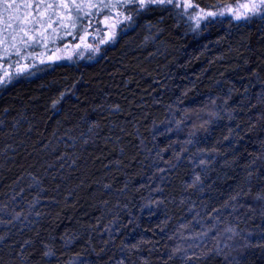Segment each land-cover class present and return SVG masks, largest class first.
Instances as JSON below:
<instances>
[{"label":"trees","instance_id":"trees-1","mask_svg":"<svg viewBox=\"0 0 264 264\" xmlns=\"http://www.w3.org/2000/svg\"><path fill=\"white\" fill-rule=\"evenodd\" d=\"M88 2L0 61L128 18L94 58L0 86V264H264V16L195 29L172 6Z\"/></svg>","mask_w":264,"mask_h":264},{"label":"snow or ice","instance_id":"snow-or-ice-1","mask_svg":"<svg viewBox=\"0 0 264 264\" xmlns=\"http://www.w3.org/2000/svg\"><path fill=\"white\" fill-rule=\"evenodd\" d=\"M136 0H117L119 7L123 8L125 5L132 4ZM141 7L146 3H159V4H174V0H138ZM250 11L253 15L264 16V0H250ZM91 0L88 2V7H94ZM101 7L108 8L113 7L111 0L109 3H101ZM174 6L181 7L179 3H175ZM190 6V5H189ZM75 7L78 12L83 11L84 0H0V61H6V56L15 51L16 55H20V48L17 47L15 41L20 32H24L25 35L38 31V29L43 28L45 24L44 15L48 14V27L51 28L52 24V14H55L57 8H70ZM43 9V11H41ZM87 15V13L85 14ZM208 16H214L215 13L208 12ZM108 17H106L107 19ZM239 18V17H237ZM82 17L76 16L73 20V27L77 20H81ZM62 23V21H61ZM64 27H67L65 24ZM55 30V29H53ZM34 39V37H31ZM83 39V37H81ZM111 39V37H110ZM20 41L27 45V41L23 37H20ZM104 41L102 40L101 43ZM7 45V47H5ZM5 75H0V85H4L10 81L5 79ZM260 197H258L259 199ZM230 231V230H229ZM47 255V253H46Z\"/></svg>","mask_w":264,"mask_h":264},{"label":"rangeland","instance_id":"rangeland-1","mask_svg":"<svg viewBox=\"0 0 264 264\" xmlns=\"http://www.w3.org/2000/svg\"><path fill=\"white\" fill-rule=\"evenodd\" d=\"M175 3H179L181 7L174 6ZM174 4H159V3H146V5H166L172 6L176 10H178L183 16H185L193 25L195 29L199 28L201 24L209 20H215L220 18H230L233 21L239 22L244 21L251 18H257L261 15H253L249 10L250 0H240L239 2L226 6L218 11H214V16H208L206 13L209 11H202L196 8L190 0H174ZM190 5V6H189ZM141 6V5H140ZM239 17V18H237ZM128 18L123 13H113L111 18L104 20L102 22L103 36L101 40H96L94 38H85L82 42L73 46H65L60 50L56 51L53 55L42 57L36 61L34 66H22L18 67L12 71H4L2 75H5V79L8 80L10 77V81L15 78L24 75L31 71L33 68L38 65L44 64H53V63H61V62H80L85 61L87 59L94 58L98 49L107 43L111 42L115 36L117 30L127 22ZM111 37V39H110ZM104 41L101 43V41ZM7 82V83H9ZM6 83V84H7ZM1 86V85H0Z\"/></svg>","mask_w":264,"mask_h":264}]
</instances>
